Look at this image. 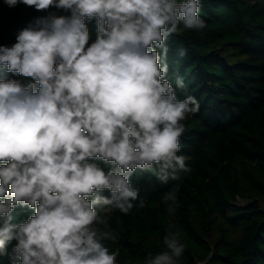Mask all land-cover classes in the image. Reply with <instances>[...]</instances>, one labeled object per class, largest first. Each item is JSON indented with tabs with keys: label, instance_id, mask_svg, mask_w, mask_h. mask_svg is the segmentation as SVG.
I'll use <instances>...</instances> for the list:
<instances>
[{
	"label": "clouds",
	"instance_id": "obj_1",
	"mask_svg": "<svg viewBox=\"0 0 264 264\" xmlns=\"http://www.w3.org/2000/svg\"><path fill=\"white\" fill-rule=\"evenodd\" d=\"M4 3L71 15L35 18L13 45H0V256L11 264H117L119 249L106 244L117 239L107 230L108 214H128L137 200L144 206L133 173L152 171L166 183L190 171L181 153L182 122L200 103L194 95L178 98L187 85L183 77L174 84L168 78L167 40L181 25L197 32L207 27L201 2ZM93 19L97 34L89 46L86 21ZM8 73L34 82L25 86ZM96 159L113 167L106 172L89 162ZM104 190L111 196H101ZM177 191L164 202L175 205ZM17 206L34 215L11 223ZM170 235L163 238L168 250L147 253L143 264H180L185 245L178 230Z\"/></svg>",
	"mask_w": 264,
	"mask_h": 264
},
{
	"label": "trees",
	"instance_id": "obj_2",
	"mask_svg": "<svg viewBox=\"0 0 264 264\" xmlns=\"http://www.w3.org/2000/svg\"><path fill=\"white\" fill-rule=\"evenodd\" d=\"M200 2L207 27L197 32L181 25L167 40L168 78L174 84L183 77L187 85L186 92L177 90L178 98L194 95L200 103L199 112L182 122L181 153L190 171L166 183L152 171L133 173L130 182L144 206L137 200L128 214H108L107 230L117 239L106 244L119 249L117 264H143L147 253L168 250L163 238L177 230L185 245L180 264H264V0ZM49 14L70 16L71 10L9 8L0 0V45H13L20 30ZM86 23L90 46L97 24ZM6 78L34 82L16 73ZM89 162L106 172L113 167L102 159ZM177 188L175 205L165 203L164 195ZM170 205L180 206L169 213ZM32 215L34 209L17 206L11 223ZM0 264H11L9 256H0Z\"/></svg>",
	"mask_w": 264,
	"mask_h": 264
}]
</instances>
